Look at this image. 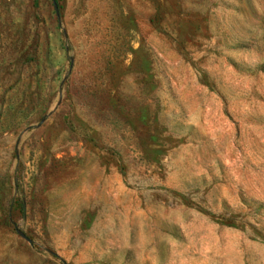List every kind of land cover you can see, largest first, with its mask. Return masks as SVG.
<instances>
[{"label": "rangeland", "instance_id": "obj_1", "mask_svg": "<svg viewBox=\"0 0 264 264\" xmlns=\"http://www.w3.org/2000/svg\"><path fill=\"white\" fill-rule=\"evenodd\" d=\"M0 264H264V0H0Z\"/></svg>", "mask_w": 264, "mask_h": 264}]
</instances>
